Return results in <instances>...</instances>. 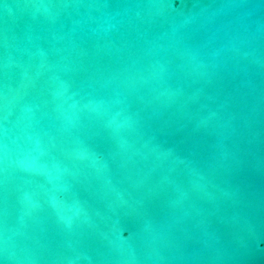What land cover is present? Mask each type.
Returning <instances> with one entry per match:
<instances>
[{"label":"water","instance_id":"95a60500","mask_svg":"<svg viewBox=\"0 0 264 264\" xmlns=\"http://www.w3.org/2000/svg\"><path fill=\"white\" fill-rule=\"evenodd\" d=\"M0 264H264V0H0Z\"/></svg>","mask_w":264,"mask_h":264}]
</instances>
